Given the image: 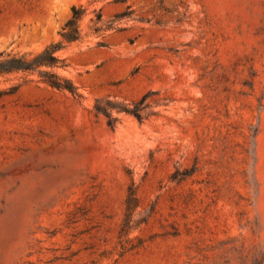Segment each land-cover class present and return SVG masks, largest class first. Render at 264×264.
<instances>
[{
  "label": "rangeland",
  "instance_id": "1",
  "mask_svg": "<svg viewBox=\"0 0 264 264\" xmlns=\"http://www.w3.org/2000/svg\"><path fill=\"white\" fill-rule=\"evenodd\" d=\"M78 5L134 16L59 52L82 98L0 75V264H264V0H0V53Z\"/></svg>",
  "mask_w": 264,
  "mask_h": 264
},
{
  "label": "trees",
  "instance_id": "2",
  "mask_svg": "<svg viewBox=\"0 0 264 264\" xmlns=\"http://www.w3.org/2000/svg\"><path fill=\"white\" fill-rule=\"evenodd\" d=\"M121 3H127L128 0H117ZM87 7L78 5L73 7L71 17L63 26L58 41L53 42L43 51L37 54L32 53H0V75L13 72H38L41 79L51 88L70 93L74 98H82L79 88L74 82L54 71L55 68H64L67 66L66 58L59 55V52L67 49L72 44L80 43L89 36L102 37L108 32L123 31L125 28L119 26L123 19H132L134 10L131 6L127 10L116 14L111 19H104L101 10L96 11L90 20L88 31L86 32L82 26L83 20L87 15ZM103 41H99V45H103ZM44 68V69H42ZM17 86L12 87L16 90ZM145 98V97H144ZM142 101L135 102L131 107L113 106V102L108 100V105H103V100H99L95 105V112L98 115H105L108 125L111 129H115L119 121L118 117L113 116V110L126 112L142 121L143 115L140 108Z\"/></svg>",
  "mask_w": 264,
  "mask_h": 264
}]
</instances>
